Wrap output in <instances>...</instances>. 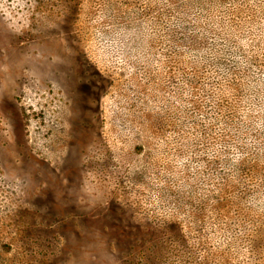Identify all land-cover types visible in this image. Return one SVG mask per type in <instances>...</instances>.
Masks as SVG:
<instances>
[{
  "label": "rangeland",
  "instance_id": "rangeland-1",
  "mask_svg": "<svg viewBox=\"0 0 264 264\" xmlns=\"http://www.w3.org/2000/svg\"><path fill=\"white\" fill-rule=\"evenodd\" d=\"M0 264H264V0H0Z\"/></svg>",
  "mask_w": 264,
  "mask_h": 264
}]
</instances>
